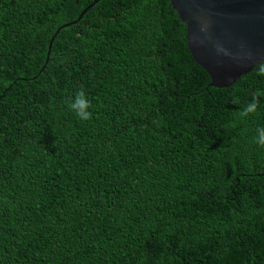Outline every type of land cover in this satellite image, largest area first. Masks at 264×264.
Returning a JSON list of instances; mask_svg holds the SVG:
<instances>
[{
	"label": "trees",
	"instance_id": "trees-1",
	"mask_svg": "<svg viewBox=\"0 0 264 264\" xmlns=\"http://www.w3.org/2000/svg\"><path fill=\"white\" fill-rule=\"evenodd\" d=\"M93 1L0 0V264H264V76L209 87L168 0H99L48 53Z\"/></svg>",
	"mask_w": 264,
	"mask_h": 264
},
{
	"label": "water",
	"instance_id": "water-1",
	"mask_svg": "<svg viewBox=\"0 0 264 264\" xmlns=\"http://www.w3.org/2000/svg\"><path fill=\"white\" fill-rule=\"evenodd\" d=\"M98 1L55 31L48 53L60 29L75 25ZM168 1L186 27L187 50L210 78L209 87L227 88L264 61V0Z\"/></svg>",
	"mask_w": 264,
	"mask_h": 264
},
{
	"label": "clouds",
	"instance_id": "clouds-1",
	"mask_svg": "<svg viewBox=\"0 0 264 264\" xmlns=\"http://www.w3.org/2000/svg\"><path fill=\"white\" fill-rule=\"evenodd\" d=\"M256 68L258 70L259 75L264 76V62L259 63L256 66ZM232 102L234 104H238L239 100L238 98L234 97ZM91 107H92L91 102L88 100L83 90L77 91L70 103V108L82 121H87L91 119L92 113L89 111ZM257 107H258V98L253 99L247 105H245L241 109L240 115L247 117L249 114L255 113ZM256 143L264 146V128L257 129Z\"/></svg>",
	"mask_w": 264,
	"mask_h": 264
}]
</instances>
